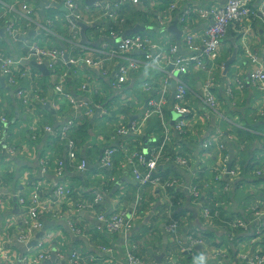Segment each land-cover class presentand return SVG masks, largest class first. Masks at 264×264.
<instances>
[{"label":"crops","instance_id":"crops-1","mask_svg":"<svg viewBox=\"0 0 264 264\" xmlns=\"http://www.w3.org/2000/svg\"><path fill=\"white\" fill-rule=\"evenodd\" d=\"M1 1L5 8V12L2 13L3 23L14 22L26 38L48 49L63 50L67 59L79 56L78 46L81 45L100 50L102 45L108 42L105 39L108 35L107 30L119 24L118 21L113 23L114 21L112 22L105 12L102 14L99 9L96 10L99 5L105 6L111 3L110 0H96L91 4H87L86 0H75L79 7L78 15L82 20L78 23L83 27H77L79 37L73 39L64 21L65 0H56L54 4L57 7L53 5L50 9L46 8L47 5L43 0ZM260 2L261 0H257L255 6ZM24 3L35 9L38 25L26 24L25 16L21 11V4ZM223 3L224 0H182L177 11L173 13L174 21L168 27H174V30L179 32V36H176L170 33L168 28L167 33H159L155 29V17L165 12L168 6L167 0H143L138 7L132 6L129 2H122L121 15L134 21L128 20L126 26L120 27L125 32L136 26H142L145 30L138 33L148 35L154 42L163 45L167 42L180 44L182 33L181 26L177 22L180 13L203 6L221 8ZM2 11L0 5V13ZM260 16L258 15L260 21L254 26H250L249 20L245 19L242 24L233 28L238 34L234 49L231 41L226 38L227 35L222 41L217 67L211 73L214 81L212 91L219 103L218 118L211 115L205 121L190 118L193 113L207 116L199 100L207 74L205 71H194L185 79L190 93L184 105L192 110V114L188 117L190 124L185 128L184 136L173 133V143L167 149L175 150L176 143L185 146L190 151L187 153L188 166L183 169L175 164L160 163L154 174L157 178L156 185L147 184L141 187L132 177L130 166L123 167L124 159L121 154L115 157L112 170L99 172L97 169L102 151L105 148L115 147L119 138L116 136L113 124L106 122L107 117L100 115L94 122L91 120L96 109L100 110V108L110 110L108 117H112V110L113 114L126 112L129 114V123L137 116H141L146 106V98L140 97L138 83L148 75H152L158 81L164 76L161 72H151L148 69L141 70L138 75L133 76L126 91L134 98L131 99L129 96V106L122 104L121 107L119 98L111 90L107 80L83 62L91 56L80 58L82 62L75 65H58L59 72L67 73L65 90L77 100L90 102L94 111L87 122L79 120L77 122L79 159L88 160L87 170L81 175L75 169L76 161L67 158L66 147L44 132L46 125L53 130L61 127L72 113L68 104L55 100L58 97L54 92L57 81L54 74L47 67L49 73L46 74L27 63L35 76L34 82L22 81L21 86L30 93L33 105L31 110L22 107L14 99L12 90L6 85L3 87L0 82V116L7 118V125L3 127L7 136L0 138L2 166L7 171L1 199L4 201V206L0 211V249L7 257L5 264H23L26 248H33L37 242L50 235L54 240L48 243L46 248L51 258L42 264H58L56 252L60 249L69 252L73 248L84 255L99 256L101 260H97L94 264L124 263L127 250L131 246H134L132 253L138 255L137 257L147 264H167L169 261H176L177 264H247L246 260H241V257L250 255L253 251V247L249 245L250 233H238L233 245L226 228L229 220L245 216L243 208L248 200L253 199L264 209V201H261V196L257 194L260 190L256 191L257 184L253 183V180L258 181L261 178L252 173L254 167L264 170V93L257 90L258 87L252 86L248 80L251 72L264 70V24ZM140 18H144L146 23H141ZM49 19L53 21L52 26L47 25ZM204 28V24L195 22L191 31L195 37H200ZM0 48L15 60H23L27 56L25 48L19 43L9 41L2 28H0ZM183 55L186 53L183 52ZM232 57L233 61L226 70L225 64ZM251 57H256V62ZM119 62V59L113 60L108 68L114 69ZM95 88L98 90L97 96L93 93ZM168 88L164 117L169 120V126L173 128L180 119L179 115L171 111L175 93L174 80L169 82ZM37 97L42 98L45 105L41 106L36 100ZM46 103L50 106L51 112L46 109ZM33 126H35L34 130L40 133L36 141L30 139ZM144 128L143 133L140 132L139 135L130 133L126 141L129 143V149L135 148L146 155L161 141L162 129L157 118L152 119ZM220 128L223 134L222 143L232 155L230 158L226 156L221 159L222 152L220 155L217 152L207 155L201 149L204 142ZM13 147L15 151L9 154V149ZM239 147H243L244 151ZM58 161L63 162V178L56 174ZM43 162L50 167L49 174H41ZM231 163H234V167L239 171L234 179V186L238 185V187L235 190L233 188L227 196L224 192L226 184L222 186L218 183V179L227 180L226 176L222 175V171L224 168L229 170ZM101 176L113 177V180L107 184L106 193L103 195L104 201L99 211L113 214L122 210L126 218L132 222V230L126 246L124 238L128 237L127 234H107L103 225L93 217V213L78 212L75 207V203L81 197L89 200L93 190L101 187L99 180ZM170 180L172 186H165ZM33 182L40 185V194L48 198L53 205L55 199L53 185L64 184L65 187L78 191H74L69 200L60 206L63 220L55 222L54 226L45 230L44 224L54 221L40 216L43 230L33 235L28 242L29 246H24L18 241L16 230L23 216V209L14 197L30 194L32 189L28 187ZM196 183L199 185L197 190L200 191L198 202H195L191 196ZM261 184L264 185L263 180L258 185ZM227 198L229 206L225 210L222 201L226 204ZM213 203L220 204L218 208L225 213L218 221L221 225L219 223L213 226L207 225L202 218V207L206 206L211 212L210 207ZM67 221H71L77 228L81 226V229L78 228L81 230L80 235L74 236L70 232ZM171 225L173 227H170ZM191 235L204 240L203 245L193 248L197 254V262L184 253ZM98 245L109 248L110 252L102 255L98 251ZM259 245L264 249V239ZM29 252L30 250L27 251V255ZM29 261L30 259L27 260Z\"/></svg>","mask_w":264,"mask_h":264},{"label":"built area","instance_id":"built-area-1","mask_svg":"<svg viewBox=\"0 0 264 264\" xmlns=\"http://www.w3.org/2000/svg\"><path fill=\"white\" fill-rule=\"evenodd\" d=\"M49 5L47 9L51 8V5L56 0H47ZM182 0H167L168 6L165 12L155 17V29L159 33H167V28L171 26L174 21L173 13L177 11L178 6ZM201 1V0H200ZM111 3L105 4V6H98L96 10H100L102 14H107L108 18L113 22H119L122 27L126 21L133 22L134 20L121 15L120 6L122 2H129L132 6L138 7L143 3V0H110ZM224 5L221 8L213 7H200L198 9L187 10L184 13H180L177 18L178 24L181 26L182 39L180 44L166 43L159 44L154 42L148 35L135 34L130 37L123 38L124 30L120 27L119 30H110L105 39L108 42L102 45L100 50L87 48L83 45L78 46L79 58L72 59L66 58V53L58 48L48 49L42 47L38 43L31 41L25 37V34L19 31L18 25L14 22L7 24L3 23V12H5L4 5L0 0L1 9L0 13V28L4 30V35L9 41L19 43L25 48L27 56L23 60H15L12 56L5 53L0 48V76L4 78L5 85L12 90L14 99L20 103L22 107L29 110L33 108L30 93L21 86L22 81L34 82L35 76L32 69L27 65V62L34 59L37 64L46 65L48 70L56 77V85L54 86L55 95L58 97L55 100L66 103L70 106L72 113L69 118L62 124L61 127L53 130L49 125L44 127V132L50 134L54 141L60 142L66 147V155L69 160L76 161L75 169L79 175L83 174L87 170L88 160L79 159V147H78V134H77V122L85 121L92 117L94 111L91 108L90 102L77 100L71 94L65 90V80L67 73H61L57 70L58 65H75L82 62L84 56L89 55L90 58H86L83 62L92 70L99 72L100 77L107 80L111 90L119 98L120 103L124 106H129V96L134 98L130 93L127 94V85L129 80L133 76L138 75L141 70L150 69L151 72H161L164 74L163 78L156 81L152 75L143 77L138 83V92L140 97L146 98V111L141 115L142 123L148 118H157L159 120L160 127L164 134L161 141L154 146L147 155L140 153L135 148L129 149L128 143L121 141L116 147L105 148L102 151L98 163V171L100 170H112L114 168V159L118 154H121L124 159L123 167L130 166L132 177L141 182L142 185L157 183V178L154 175L156 169L160 163L174 162L179 167L186 166L188 161L183 157H175L174 159L165 157V151L167 147L173 143V133L181 134L189 126L190 118L192 120L205 121L208 117L218 116L219 103L216 99V95L212 91L213 78L211 73L216 69V62L219 57L220 50L222 48V41L227 35L228 27L237 24L240 25L245 19L250 20L257 15H261L262 24H264V0L258 6L253 4V0H224ZM64 21L68 26L71 38L75 39L79 37L78 26L71 21L74 19L77 23L81 22L78 15V4L75 0H65L64 3ZM21 11L25 16L27 25H38L35 16V9L27 3L21 4ZM2 14V15H1ZM195 19V21H193ZM141 23H146L144 18H140ZM195 22H201L205 25V28L200 37H195L191 29ZM48 26L53 25L52 20L47 21ZM264 26V25H263ZM150 28V27H149ZM250 26L247 30H249ZM186 55H183V52ZM135 55H139L137 57ZM256 62V57H251ZM115 59H119V64L116 67L108 68V65ZM24 62V63H23ZM194 71H205L207 76L201 87L202 96L199 98L201 105L204 106L207 116H198L195 113L192 114L191 108L184 105L189 96V87L185 79L191 75ZM175 81V93L174 103L172 108L174 114L179 115L180 119L175 123L174 127L169 126V120L164 117V106L167 101L168 84L170 81ZM249 83L252 86L258 87L260 92L264 93V70L251 72L248 76ZM160 86V87H159ZM157 93V98H153L152 95ZM95 96L98 94V90L93 89ZM38 103L43 106L45 102L42 98L37 97ZM46 105H48L46 103ZM108 111H103V116H107ZM192 114V115H191ZM191 115L190 118H188ZM7 125V118L0 116V138L7 136L3 127ZM129 123L125 121L119 124L120 128L115 130L117 138H126L132 131L135 135H139L140 131L129 128ZM33 126L30 139L36 141L40 133L34 130ZM212 139L206 140L202 145L204 150L212 148ZM220 147V152L223 150V143H217ZM15 148L9 149V154L13 153ZM52 155V154H51ZM225 158L222 155V159ZM3 153L0 151V211L4 206L2 199V188L5 183V177L7 171L2 166ZM58 169L56 171L57 176L63 178L62 168L63 162L58 161ZM264 165V164H263ZM50 167L43 162L41 174H49ZM231 172L232 175H237V168L235 170L222 171V175L226 176ZM255 176L258 178H264V170L259 169ZM155 177V178H153ZM111 179V178H110ZM79 183V181L77 182ZM170 186L171 184H167ZM260 192L264 191V185L261 184ZM27 187V186H26ZM40 185L32 183L30 189L31 193L28 195L17 196L18 204L23 209V216L20 223L17 225V238L22 244H28L33 235L43 230V221L40 220V216L46 217L51 221L58 222L63 220V212L60 211V206L66 203L73 195L74 191L71 188H67L64 184H55L54 188V205L48 198L43 197L39 192ZM96 188L93 190L92 196L95 198L93 201L84 200L82 197L79 199L75 206L77 211H88L93 214H103L102 217L96 218L98 222L103 225V229L107 234H127L132 229V226L121 216L116 213L105 214L99 211L101 206L98 205L100 198L103 196V192ZM195 187L191 191V196L195 202H198L199 190ZM259 192V193H260ZM261 196V201H264V195ZM258 204V203H257ZM220 206V204H217ZM258 208L263 214H257V222L252 224L250 219L248 220H236L233 228H239L244 233H249L250 229L254 233H250L249 245L255 247V245L263 241L264 239V209L258 204ZM216 216V214H214ZM249 218L247 214H245ZM202 218L204 221L211 220L212 214L205 207L202 212ZM130 221V220H129ZM68 228L74 236L80 235L79 230L71 221H67ZM253 226V227H251ZM171 229V228H169ZM59 238L56 237V240ZM54 240L53 236L44 237L38 242L36 247L30 249V252L26 257H23V264H40L42 262H48L51 258L50 252H48L46 245ZM189 247H193L202 244L197 238L189 237ZM126 246V240H125ZM97 248H106L102 245H98ZM134 246L129 247L127 250L124 264H147L138 259L132 254ZM110 250L109 248H106ZM105 249V250H106ZM56 260L58 264H94L97 260H101L94 255H84L78 249L73 248L71 251L58 250L56 252ZM246 260L247 264H264V255L255 252L249 256ZM7 259L6 255L0 249V264H5ZM30 259L29 262L27 260ZM241 260L243 258L241 257ZM21 262V261H20ZM155 264V263H152ZM167 264H177L176 261L168 262Z\"/></svg>","mask_w":264,"mask_h":264},{"label":"rangeland","instance_id":"rangeland-1","mask_svg":"<svg viewBox=\"0 0 264 264\" xmlns=\"http://www.w3.org/2000/svg\"><path fill=\"white\" fill-rule=\"evenodd\" d=\"M193 21H195V19H193ZM79 56H77V57H74V58H72V59H76V58H78ZM29 62V61H28ZM27 62V63H28ZM218 71L220 72V70L218 69ZM169 93V92H168ZM168 93H167V95H168ZM152 97L153 98H157V93L155 92L153 95H152ZM120 105H121V107H123L122 106V103H119ZM146 104H147V102H146ZM113 109V108H112ZM146 109H147V107L145 106V108L143 109V112H145L146 111ZM96 110H98V109H96ZM104 110H107L108 111V113H107V116H105V117H107V119H106V122L107 123H112L113 124V128L114 129H119L120 128V126H119V124L121 123V122H123V121H125V123L127 122V123H129V121H128V119H129V114H127L126 112H124V113H117V114H113V110H112V117H108V114H109V111L110 110H108V109H103V108H100V114L99 115H102L103 116V111ZM171 111H174V109L172 108V110ZM95 115V114H94ZM93 115V116H94ZM214 117H216V118H218L219 116H214ZM93 118V117H92ZM90 119V118H89ZM152 119H154V117L153 118H148L144 123H142V117L141 116H137L136 118H134L133 120H132V122H130L129 123V128L131 127V128H134V129H136V130H138V131H140L141 133H143V130L145 129L144 128V126H146V125H148V123L149 122H151V120ZM87 120L88 119H86L85 120V122H87ZM109 123V124H110ZM130 133H133L132 131L130 132ZM134 134V133H133ZM161 134V137H164V134H163V132L162 133H160ZM184 134L185 133H181V134H178L179 136H184ZM129 135V134H128ZM129 137V136H128ZM128 137H126V138H120L119 139V141H118V144L121 142V141H125V142H127L126 141V139L128 138ZM160 137V138H161ZM212 138V140L210 141L211 142V145H212V149L210 150L212 153H214V152H217V154L218 155H220V147L219 146H217V143H220V141L222 142V138H223V134H222V131H221V128L219 129V130H217L216 132H215V134H213V136L211 137ZM128 143V142H127ZM117 144V145H118ZM116 145V146H117ZM115 146V147H116ZM128 146H129V143H128ZM226 147V146H225ZM240 149H242V151H244V149H243V147H239ZM131 149V148H130ZM149 150V149H148ZM167 150V149H166ZM141 153V152H140ZM148 153H149V151H148ZM147 155V154H146ZM221 159H222V156H221ZM161 164H164V163H161ZM187 165H188V163H187ZM186 165V166H187ZM182 167H184V166H182ZM101 171V170H100ZM99 171V172H100ZM229 174L228 175H226V186L224 187V192L226 193V195L228 196L231 192H232V190H233V186H234V183H235V181H234V179L236 178V176L237 175H232L231 174V172H228ZM111 178V179H110ZM153 178H155V177H153ZM99 180L101 181V187H100V191H102L103 192V195L106 193V188H107V184L110 182V180H113V177H105V176H101L100 178H99ZM136 180V179H135ZM136 182L141 186V187H143V186H146V185H142L141 184V182L140 181H138V180H136ZM157 183H154L153 185H156ZM166 186V185H165ZM195 186L197 187V188H199V185L196 183L195 184ZM261 188H260V186L259 185H256V187H255V190L256 191H258V190H260ZM200 192V191H199ZM257 194H259V195H264V191L262 190L260 193H257ZM91 199L93 200V201H95V198H93V196H91ZM103 201H104V197L102 196L101 198H100V200H99V202H98V205L99 206H102V204H103ZM225 202H226V204L224 203V201H222V203H223V208L225 209V210H227L228 209V206H229V200H228V198L227 199H225ZM77 203L78 202H76L75 204L77 205ZM246 203H247V201H246ZM206 206H203L202 208L204 209ZM216 207H217V204H216ZM243 212L244 213H246L248 216H249V219H250V221H251V223L252 224H255L256 222H257V219H256V215L257 214H263L262 213V211L258 208V204H257V202L255 201H253V199H252V201L251 200H248V203H247V205L243 208ZM114 213H116V214H118V215H121L127 222H128V224L130 225V226H132V222L131 221H129V219H127L126 218V215L124 214V212L122 211V210H118V211H115ZM103 216V214H94L93 215V217L96 219V218H99V217H102ZM233 222V219L232 220H229V222L227 223V225L229 226L231 223ZM204 223L205 224H207V225H210V226H213V223H212V221H204ZM170 227H173V225H171ZM78 228L79 229H81V226H78ZM132 230V229H131ZM170 230V229H169ZM238 230H241V229H239L238 228ZM111 235H119V233L118 234H111ZM127 238H124V240H126V241H128L129 242V230H128V232H127ZM198 240L199 241H201L202 242V240L201 239H199L198 238ZM30 242V241H29ZM37 244H38V242H37ZM36 244V245H37ZM204 243H202V244H200V245H203ZM29 246V244H24V246ZM36 245L34 246V247H36ZM198 246V245H197ZM33 247V248H34ZM30 249H32V248H29V247H27L26 248V253H25V256L24 257H26L27 256V251L28 250H30ZM106 248H99L98 249V251L102 254V255H104V254H106L107 252H110V250H105ZM192 249H190V247H189V244L188 245H186L185 246V248H184V253L185 254H189V252L191 251ZM253 250L255 251V252H259V253H261V254H263L264 255V249H263V247L262 246H260L258 243L255 245V247L253 248ZM133 254V253H132ZM134 255V254H133ZM249 255V254H248ZM248 255H243L242 256V258L243 259H248L247 258V256ZM215 256V255H214ZM103 258V257H102ZM139 259V258H138ZM141 260V259H140ZM126 262V261H125ZM124 262V263H125ZM42 263H44V262H42ZM42 263H40V264H42ZM124 263H117V264H124ZM110 264H114V262L112 263V262H110Z\"/></svg>","mask_w":264,"mask_h":264},{"label":"trees","instance_id":"trees-1","mask_svg":"<svg viewBox=\"0 0 264 264\" xmlns=\"http://www.w3.org/2000/svg\"><path fill=\"white\" fill-rule=\"evenodd\" d=\"M262 1L263 0H261V2H260V4L262 3ZM253 4H257V0H253ZM258 13L257 12H255V16L253 17V18H251L250 20H249V24H250V26H254L255 25V23L256 22H259L260 21V18L258 17V15H257ZM258 24V23H257ZM256 24V25H257ZM122 25H124V26H126L127 25V22H125V24H122ZM238 25L237 24H233V25H231V26H229L228 27V30H227V37L226 38H228V40H230L231 41V43L233 44L232 45V49H234L235 48V46H236V41H237V37H238V34H236L235 33V31H234V29L233 28H235V27H237ZM119 30L120 29V25L118 24V25H116L115 27H113V28H111L110 27V29H108L107 30V33H109V31L110 30ZM161 130V129H160ZM162 131V130H161ZM172 138L174 139V135H172ZM149 146H151V144L149 145ZM175 150L173 149V148H170V151L167 149L166 151H165V157H168V158H171V159H174L175 157H183V158H185V159H187V161H188V158H187V153H190V151L185 147V146H182V145H178V143H176V145H175ZM202 149V151L203 152H205L207 155H209V154H211L212 152L210 151L212 148H209V149H207V150H204L203 149V147L201 148ZM222 155H223V157H226V156H229V158L230 157H232V155L230 154V152H228V149L225 147V145H223V150H222ZM229 161H230V159H229ZM168 164H174V162H169ZM176 165V164H175ZM234 163L232 164H230V171H232V170H235V168L236 167H234ZM188 166V165H187ZM187 166H185V167H180V168H183V169H185ZM222 167H224V166H222ZM258 171V169H256L255 167L253 168V171H252V173H256ZM239 173V171L237 172V174ZM256 180H258V179H256ZM261 180H263L264 181V179L263 178H261L260 180H258V181H255V180H253V183L255 184H260L261 183ZM218 183H220V184H222V186H223V184H226V182H225V180H222V179H218ZM167 184H171L169 187H171L172 186V182H171V180H170V182H166L165 183V185L166 186H168ZM237 187H238V185H235V186H233V188H234V190L235 189H237ZM83 198V197H82ZM84 199V198H83ZM84 200H87V199H84ZM90 200V199H89ZM219 206H217L216 207V204H211V207H210V210H211V214H212V218H211V221H212V223H213V225H216L217 223H219L218 221H220V217H221V215L224 213V211L221 209V208H218ZM221 209V210H220ZM214 214H216V216H214ZM225 214V213H224ZM243 215V214H242ZM236 220H248L249 221V218L247 217V216H239V217H237V218H235L234 220H233V222L229 225V226H227V228H226V230H227V232L229 233V240L233 243V245H234V243H235V240H237V238H236V235L238 234V233H244L242 230H238V228H233V226H234V224H235V222H236ZM216 223V224H215ZM220 224V223H219ZM221 225V224H220ZM218 226V225H217ZM221 227V226H220ZM219 227V228H220ZM251 227H253V226H251ZM249 233H254V231L252 230V229H250V231H249ZM191 238H197V237H195L194 235L192 236H190ZM206 237V236H205ZM250 237V236H249ZM198 239V238H197ZM199 239H201L202 240V243L204 242V240L202 239V238H199ZM133 243V242H132ZM250 246H252V245H250ZM194 248V247H193ZM192 248V250L189 252V254H187V255H190V257H191V260H193V261H195V262H197L198 261V258H197V254H196V252L194 251V249ZM238 253V252H237ZM254 253V250L252 251V253H251V255ZM135 256V255H134ZM138 256V255H137ZM137 256H135V257H137ZM230 256H231V252H230ZM97 257V256H96ZM98 258V257H97ZM138 258V257H137ZM140 259V258H139ZM231 259V258H230ZM169 262H172V261H169ZM237 262V261H236ZM168 263V262H167Z\"/></svg>","mask_w":264,"mask_h":264},{"label":"water","instance_id":"water-1","mask_svg":"<svg viewBox=\"0 0 264 264\" xmlns=\"http://www.w3.org/2000/svg\"><path fill=\"white\" fill-rule=\"evenodd\" d=\"M94 1H96V0H86V3H87V4H91V3H93ZM43 3H44L45 5H47V6L49 5V2H48L47 0H43ZM53 5H54L55 8L57 7L55 4H52L51 7H52ZM64 11H65V10H64ZM71 21H72L73 23H75L78 27H79V26H80V27H83V26H81L79 23H77L74 19H71ZM144 30H145L144 27H142V26H136V27H134L133 29H129V30L125 31V32L123 33L122 37H123V38H125V37H130V36H132V35L137 34L138 32H142V31H144ZM168 31H169L170 33H172V34H175L176 36H179V32L175 31V30H174V27H170V28H168ZM232 61H233V57H232V58H231V59L225 64L226 70L228 69V67H229V65H230V63H231ZM28 63H29V65H30L32 68H34V69H36V70H38V71H40V72H44V73L47 74L48 70L46 69V66H45V65H43V64H37L36 61H35L34 59L30 60ZM48 73H49V72H48ZM0 82H1L2 86L5 87L4 78H3L2 76H0ZM46 109H47L48 111L51 112V110H50V106H49V105L46 106ZM99 114H100V110H96V113H95V115L93 116V118H92L91 121L94 122L95 119H96L98 116H100ZM54 225H55V222H47L46 224H44V229H45V230H46V229H49L50 227H52V226H54Z\"/></svg>","mask_w":264,"mask_h":264}]
</instances>
